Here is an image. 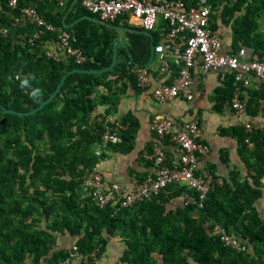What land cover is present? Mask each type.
Returning a JSON list of instances; mask_svg holds the SVG:
<instances>
[{
    "label": "trees",
    "instance_id": "trees-1",
    "mask_svg": "<svg viewBox=\"0 0 264 264\" xmlns=\"http://www.w3.org/2000/svg\"><path fill=\"white\" fill-rule=\"evenodd\" d=\"M183 1L193 6L200 0ZM208 1L213 30L218 29L221 17L223 24L232 25L236 51L246 46L264 56V31L260 29L264 0ZM58 2L39 0L37 9L46 21L63 26L72 0L63 6ZM0 5V28L11 27L19 11L9 7L8 0H0ZM84 14L92 15L77 3L67 23ZM163 26L168 31L166 21ZM65 29L72 35L73 46L87 57L84 63L72 58L65 62L44 52L42 47L55 33L30 43L37 30L32 22L18 26L14 33L9 29L7 35L0 34L3 105L30 111L54 93L71 69H100L111 64L115 30L89 19ZM126 49H118V61L111 70L68 75L55 98L33 114L20 116L0 108V264L60 263L70 249L57 244L66 233L80 252L89 256L96 252V258H101L112 237H121L126 248L119 264H264V220L255 203L264 190V128L247 131L236 125L226 130L237 139L238 152L252 174L241 179L237 173L220 177L210 170L213 182L203 199L196 189L171 183L129 207H121L119 202L101 207L90 193L92 188L83 187L85 177L107 156L106 150L132 148L138 128L132 115L124 117L122 125L107 117L120 101V94L114 91L117 79L135 78L127 64H135L139 58ZM173 69L178 73L180 65ZM29 74L35 76L33 86L42 89L39 102L29 98L17 79ZM233 82L234 76L224 90L225 103L231 107ZM246 92L250 98L245 112L257 116L264 110V82ZM241 99L244 102V94ZM100 105L106 106L104 115L96 114ZM107 128L120 137L118 142L104 145ZM166 163L175 165L168 155ZM184 194L189 197L175 206L174 200ZM216 224L238 235L253 250L238 252L224 245L213 232Z\"/></svg>",
    "mask_w": 264,
    "mask_h": 264
},
{
    "label": "built area",
    "instance_id": "built-area-1",
    "mask_svg": "<svg viewBox=\"0 0 264 264\" xmlns=\"http://www.w3.org/2000/svg\"><path fill=\"white\" fill-rule=\"evenodd\" d=\"M38 1L8 0V6L17 9L19 14L13 16L11 27L0 28V34L7 35L9 29L12 30L22 23L32 22L37 30L29 39L30 43L34 45L35 39H40L45 34L55 33L56 37L52 40L57 46L64 49L76 63H84L87 57L81 49L72 45L71 33L64 26H56L46 21L37 9ZM59 3L64 4V0H59ZM82 5L88 11L100 14L105 21H113L120 15L131 14L149 31L156 28L160 17L167 22L169 29L166 35L168 39L174 40V43L157 44L154 51L158 55L162 72L169 71V53L175 55L180 69L174 78L160 83L152 91L153 98L160 103L172 101L176 97L192 100L193 68L197 61L200 62L204 72L212 69H227L233 72L235 91L232 108L238 114L244 113L246 109L241 99V85L247 86L249 82L246 74L252 73L259 81L264 80V56L252 52L246 46H242L237 51L221 53L223 42L219 33L211 27L212 5L208 0H200L193 6H186L183 0H82ZM46 54L55 57L50 52ZM133 74L140 88L145 89L151 85L152 76L148 67L137 66L133 69ZM152 123L157 140L148 155L154 168L151 174L142 180L135 179L133 188L105 179L96 169L85 177L84 186L92 188L90 193L99 206L119 202L121 207H129L156 195L171 183L185 184L196 189L200 193V199L207 194L213 182V176L204 174L198 169L199 156L209 151V146L200 139L202 129L198 121L185 122L181 127L175 124L171 117H165L162 120H154ZM244 125L247 131L253 129L249 123ZM167 136L172 143L176 144L180 153V161L175 165L166 163L167 151L161 144V139ZM103 139L106 145L108 142H118L120 137L113 133L111 128H107ZM199 205L202 207V202ZM213 232L219 236L224 245L238 252L249 249V244L245 240L228 232L220 224H216ZM86 256L89 255L83 254L77 246H73L69 249L68 256L57 264H71L74 258ZM89 257L95 260L96 252Z\"/></svg>",
    "mask_w": 264,
    "mask_h": 264
},
{
    "label": "crops",
    "instance_id": "crops-1",
    "mask_svg": "<svg viewBox=\"0 0 264 264\" xmlns=\"http://www.w3.org/2000/svg\"><path fill=\"white\" fill-rule=\"evenodd\" d=\"M68 1L69 0H64L65 3ZM73 1L74 0H72V2ZM65 3L62 5L59 3L58 5L63 6ZM77 3L82 5V0H78ZM84 15H90L102 19L101 15L98 13ZM115 20L106 21L111 22L116 26L126 28L123 30L113 29L116 32L114 38L119 35L125 39L124 44L121 42L118 43V49L122 47L127 49L130 48V50L135 52L139 60H141L140 57L144 59L141 61L137 60L138 62L135 64L128 62L127 66L131 68V74L134 75L133 69L135 67L146 66L150 70L152 82L148 88L142 89L138 86L135 75V78L124 77L117 79L116 76L113 77L114 80L117 79L114 91L120 94V101L114 113L107 117L109 121L120 122V125H122V119L128 115H132L138 124V128L135 132V138L130 150H106L107 156L98 163L95 169L99 171L105 179L111 182L117 181L133 188L135 179L142 180L146 178L154 169L153 163L148 156L153 149L154 142L157 140V135L152 129V122L154 120H162L165 117H171L174 119L175 124L181 127L184 126L185 122L198 121V124L202 129L200 139L209 146V151L199 156L198 159V169L202 173L208 174L210 173V170H213L214 174L219 175L220 177H229V175H234L236 173L240 175L241 179H246V177L250 176L252 172L241 159L238 152L239 144L237 139L232 134L226 133V130L236 125H242L245 127L244 123H249L251 126L257 128H264V110L260 109L257 116H251L246 112L238 114L230 104L225 103L227 97L224 95V90L229 82H231L233 72L227 69H212L208 72H204L201 68L200 62L197 61L193 68L192 100L184 97H176L172 101L160 103L153 98L152 91L157 85L169 81L177 73V71L173 69L177 64V59L174 54L169 53L168 55L169 71L162 72L160 63L158 62L157 53L151 51L152 46L157 44L174 43V40L168 39L166 35L163 26L164 19L160 17L156 28L152 31L146 30L131 14H123L119 16L117 23H114ZM218 21L219 26L216 32L219 33L223 42L221 53H228L233 50L236 51L233 46L232 25L223 24L221 22V17H219ZM23 24L24 23L21 25ZM16 28L12 29L13 33L16 31ZM148 32L151 33V35ZM153 33L157 38L153 36ZM147 46L149 47L148 55L145 51ZM42 49L45 53L50 52L56 58L65 62H68L71 59L66 51L60 49L52 39L46 42ZM123 59H125V57H123ZM246 77L249 78L247 86L241 85V95H245V105L250 98L246 90L248 88L257 89L260 87L261 83L264 82V80L259 81L256 75L252 73L246 74ZM233 85L234 97L235 80ZM103 90L105 91L106 89H101L100 91ZM105 108L106 106L100 105L96 114L104 115ZM161 144L167 151L169 162L177 164L180 161V153L176 144L172 143L169 139L166 141L165 138L161 139ZM236 170L238 171L233 172ZM83 187L86 188V186ZM188 197L187 194H184L176 198L174 200L175 206L181 204ZM255 203L259 214L264 220V190L263 194ZM74 242V238L69 233H66L59 237L57 244L59 243V246L61 247L72 248L73 246H76L75 244L73 245ZM125 248L126 245L121 237L115 236L110 239L101 258L97 257L95 260H92L89 256L74 258L71 264H119V258L123 254ZM250 248L253 250L251 245Z\"/></svg>",
    "mask_w": 264,
    "mask_h": 264
},
{
    "label": "water",
    "instance_id": "water-1",
    "mask_svg": "<svg viewBox=\"0 0 264 264\" xmlns=\"http://www.w3.org/2000/svg\"><path fill=\"white\" fill-rule=\"evenodd\" d=\"M78 0H74L72 2V4L70 5L69 9L67 10L66 14L64 15L63 17V25L64 27L66 28H69V27H72L75 23H77L78 21H80L81 19H84V18H87V19H91L93 21H96L98 23H102V24H105V26H108L112 29H116V30H123V29H126V28H123V27H119V26H116L114 25L113 23L111 22H105V20L99 18V17H93V16H90V15H83L79 18H77L76 20H74L73 22L71 23H66V19H67V16H68V13L73 9L74 5L77 3ZM149 33V32H148ZM151 35V33H149ZM121 42V43H125V39L119 35H117L114 40H113V59H112V62L109 66L107 67H104V68H100V69H85V68H73L71 69L68 73H66L60 83L58 84L56 90L54 91V93L49 97L47 98L46 100H44L43 102L40 103L39 106H37L36 108L30 110V111H16L14 109H11L5 105H3L1 102H0V108L3 109L4 111H6L7 113H12V114H16V115H30V114H33L34 112L38 111L39 109H41L43 106H45L47 103L51 102L55 96L58 94V92L60 91L61 87H62V84L64 83L65 79L67 78L68 75L74 73V72H83V73H92V74H99V73H103V72H106L108 70H111L117 63V60H118V43ZM155 49V46H152V49L151 51L154 53Z\"/></svg>",
    "mask_w": 264,
    "mask_h": 264
},
{
    "label": "clouds",
    "instance_id": "clouds-1",
    "mask_svg": "<svg viewBox=\"0 0 264 264\" xmlns=\"http://www.w3.org/2000/svg\"><path fill=\"white\" fill-rule=\"evenodd\" d=\"M17 79L20 81V87L27 91L29 98L32 99L33 102H39L42 98L43 92L39 87L33 86L32 81L35 79V76L33 74H29L23 79L17 76Z\"/></svg>",
    "mask_w": 264,
    "mask_h": 264
},
{
    "label": "rangeland",
    "instance_id": "rangeland-1",
    "mask_svg": "<svg viewBox=\"0 0 264 264\" xmlns=\"http://www.w3.org/2000/svg\"><path fill=\"white\" fill-rule=\"evenodd\" d=\"M260 28H261V30L264 31V19L261 20V22H260ZM197 210H198V209H197Z\"/></svg>",
    "mask_w": 264,
    "mask_h": 264
}]
</instances>
